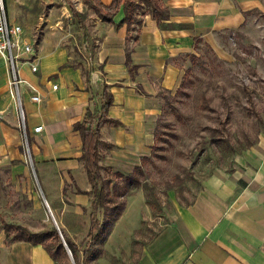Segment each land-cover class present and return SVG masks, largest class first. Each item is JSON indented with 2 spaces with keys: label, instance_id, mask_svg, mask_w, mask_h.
Instances as JSON below:
<instances>
[{
  "label": "crops",
  "instance_id": "0c3cea01",
  "mask_svg": "<svg viewBox=\"0 0 264 264\" xmlns=\"http://www.w3.org/2000/svg\"><path fill=\"white\" fill-rule=\"evenodd\" d=\"M102 1L109 4L112 0ZM160 3L169 9L168 19L158 21L142 8L137 12L139 22L134 21L131 29L127 24L116 25L125 17L123 8L114 23L97 14L84 20L83 10L76 7L81 16H74L71 8L37 14L33 28L40 33L35 50L39 69L33 72L23 61L19 70L38 86L42 100L32 101L31 92L22 87L25 129L10 94L8 62L0 56L2 174L26 169L24 131L34 163L51 162L72 182L74 177L82 190H90L81 161L82 138L74 125L87 112L99 114L105 86L113 103L107 113L111 121L100 127L101 140L106 142L99 147L100 163L104 150L103 159L109 165L137 166L149 156L155 141L154 82L176 90L185 75L179 60L193 53L198 41L216 47L220 32L240 28L253 11L264 13V0ZM73 18L80 21L79 28L64 30L62 23ZM133 66L137 69L131 71ZM53 84L58 88L53 89ZM37 126L42 129L36 131ZM32 248L38 253L34 263H54L43 246ZM135 264H264V134L237 156L231 170L211 175L189 204L177 208L171 224L143 249Z\"/></svg>",
  "mask_w": 264,
  "mask_h": 264
},
{
  "label": "rangeland",
  "instance_id": "374dc122",
  "mask_svg": "<svg viewBox=\"0 0 264 264\" xmlns=\"http://www.w3.org/2000/svg\"><path fill=\"white\" fill-rule=\"evenodd\" d=\"M70 2L83 10L84 20L96 16L92 0H7V5L10 18L22 26V37L37 52V14L70 10ZM62 25L74 30L80 21L66 19ZM216 42L215 47L198 41L193 53L181 56L185 75L176 90L154 82L155 141L147 159L138 163L142 185L131 186L122 197L125 207L101 245V257L90 264H135L143 249L171 224L177 208L189 204L211 175L231 170L237 156L264 134V13L251 12L240 28L220 32ZM19 115L24 128L20 110ZM28 138L23 131L26 169L0 172V264H36L38 256L31 244L11 241L13 233L4 230L2 220L32 231L57 224L82 251L89 241L90 213L102 218L93 205L94 195L78 193L65 171L51 162H33ZM103 152L106 179L118 181L116 173L133 171L135 166L119 169L107 164Z\"/></svg>",
  "mask_w": 264,
  "mask_h": 264
},
{
  "label": "trees",
  "instance_id": "16d2710c",
  "mask_svg": "<svg viewBox=\"0 0 264 264\" xmlns=\"http://www.w3.org/2000/svg\"><path fill=\"white\" fill-rule=\"evenodd\" d=\"M92 3L97 16L109 23H114V16L123 8L125 17L120 24L116 25L127 24L129 29L132 28L134 21L139 22L137 11L142 9L143 5L148 7L151 15L158 21L168 19L170 16L169 9L162 5L160 0H112L109 4L104 3L102 0H92ZM70 8L74 16H81V13L76 10L74 4L71 2ZM195 57V55H192V59H195ZM127 63H130V60H127ZM135 69H137V66H133L131 71ZM112 103V94L107 91V87L105 86L103 103L99 114L95 117L87 112L85 118L74 125L75 130L80 133L82 138L83 155L81 161H83L91 183V189L82 190L75 182L74 177L72 179L78 193L94 195L93 205L96 208H100L102 212L101 219L96 216L94 211L90 213L89 241L86 247L80 251L79 245L67 237L63 229H61L74 258L73 262L63 245L59 230L55 226L51 229L32 231L21 224L3 222L4 230L8 233H13L11 241H24L34 246L41 245L51 259L59 264H90L101 257L103 253L101 245L125 207L122 197L129 192L131 186L140 187L142 185L138 174L143 173L141 164L135 166L129 174L116 173L120 178L118 181L113 178L106 179L103 175L99 147L101 144H106V142L101 140L100 127L104 121H111L107 118V113ZM115 123L117 122L115 121ZM146 159V156L142 158V160ZM149 202L152 204L150 199Z\"/></svg>",
  "mask_w": 264,
  "mask_h": 264
},
{
  "label": "built area",
  "instance_id": "2783aa9c",
  "mask_svg": "<svg viewBox=\"0 0 264 264\" xmlns=\"http://www.w3.org/2000/svg\"><path fill=\"white\" fill-rule=\"evenodd\" d=\"M22 30L20 24L11 22L6 0H0V56L8 62L10 68V93L18 100L19 110L22 112L24 121L22 87L25 86V88L31 92L30 97L32 101L40 102L42 97L38 86L24 78L19 70V63L23 61L30 64V68L33 72H37L39 69L35 48L30 41L22 37ZM57 88L58 85L53 84V89ZM41 129L42 126H37L35 128L36 131H40Z\"/></svg>",
  "mask_w": 264,
  "mask_h": 264
},
{
  "label": "water",
  "instance_id": "95a60500",
  "mask_svg": "<svg viewBox=\"0 0 264 264\" xmlns=\"http://www.w3.org/2000/svg\"><path fill=\"white\" fill-rule=\"evenodd\" d=\"M56 228L59 230V232H60V236H61V238H62L63 241H64L63 244H64L66 250L68 251V253L71 255V257H72V259H73V262H74V258H73V256H72L71 250L69 249V247H68V245H67V243H66V241H65V239H64V237H63V235H62V232H61L60 228H58L57 224H56Z\"/></svg>",
  "mask_w": 264,
  "mask_h": 264
}]
</instances>
